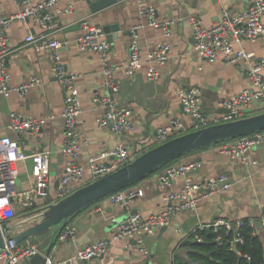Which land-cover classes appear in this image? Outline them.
Here are the masks:
<instances>
[{"label":"crops","instance_id":"0c3cea01","mask_svg":"<svg viewBox=\"0 0 264 264\" xmlns=\"http://www.w3.org/2000/svg\"><path fill=\"white\" fill-rule=\"evenodd\" d=\"M251 1L253 0H149L156 9L158 19L175 20V23L169 26L168 33H165L162 27L147 24L146 18L138 12L137 0H116L95 11L90 9L88 0H59L60 10L55 12L50 27L42 28L31 21L19 20L7 27V43L13 47L6 61L10 85L19 84L31 75H36L40 80L24 94L16 90H11L7 96L0 94V137L7 135L17 138V134L9 127V113L12 110L47 118L38 131L22 134L19 138L20 147L27 154L46 149L50 152V186L46 195L37 196L35 206L53 200L56 182L65 165L72 159L60 151L64 136L61 115L64 99L61 85L53 76L51 53L48 50L36 49L33 43L25 40L27 34L46 33L63 41L59 47L61 59L64 65L76 74L75 83L81 112L77 124L80 151L75 161L84 163L88 153L111 149L118 142L127 145L131 161L159 143L156 140L158 129L169 124L172 119H180L184 126L183 129L176 130L173 136L191 131V117L184 112L179 102L178 87H197L204 113L213 116L224 112L223 107L218 104L219 99L252 86L247 70L253 60L264 56V34L255 40L245 39L241 42L246 50L254 52L253 60L241 59L232 63L219 57L214 62L206 63L201 62L193 48L192 27L188 20L190 16H198L203 25L209 26L220 19L222 5L238 10L246 7ZM69 2L73 5L72 10L64 11L63 7ZM19 7L17 0H0V11L4 15ZM83 17H88L91 23L102 27L113 24L119 26L114 32L115 37L110 41L109 60L121 65L128 58L132 29L139 25L138 41L143 59L141 67L135 72L119 67L115 72V79L120 85L116 93L119 106L131 112L134 122L133 129L119 135L114 134L107 120L103 124L97 121L102 113V106L94 101L93 97L107 94V88L101 75L100 56L89 48H79L75 43L76 36L83 32L80 24ZM159 43L169 44L168 57L163 63L148 58V54ZM152 68L158 74L155 79L150 80L146 73ZM242 111L243 117L264 111V96L253 100L251 105ZM256 131H260L263 138L254 143L249 151L250 158L256 161L254 163H242L221 151L224 143L232 138L187 151L161 164L160 168L157 167L143 178L128 184L135 189H143L142 195L131 199L130 210L120 203H114L110 193L76 211L57 224L55 230L48 228L38 233V240L28 242L36 243L42 253L66 258L81 244L108 238L117 223L128 213L139 212L146 216L164 207L165 188H160L157 183L160 170L168 164L190 163L199 157L200 169L189 168L187 171H194L188 175L194 180H201L206 176L224 172L230 181L226 190L198 191L199 199L195 208L176 211L164 229L159 226L154 233L143 237L145 252L138 248L132 237L113 238L108 250L101 254V257H93L87 263L174 264L175 256L185 254L188 250L187 240L197 227L210 226L208 224L217 218L243 219L261 214L264 205V128ZM34 165L35 160L32 157L15 162L17 188H28L33 182ZM84 174L85 178L90 177L87 168ZM183 180L184 175H177L168 189H179ZM22 214L23 211H19L18 217L13 220L15 222H11V226L16 230L41 217L24 222L22 218L19 219ZM66 223L75 227L76 235L73 239L60 240L57 238L59 229ZM262 234L264 239V233ZM20 264L25 263L22 261Z\"/></svg>","mask_w":264,"mask_h":264},{"label":"built area","instance_id":"2783aa9c","mask_svg":"<svg viewBox=\"0 0 264 264\" xmlns=\"http://www.w3.org/2000/svg\"><path fill=\"white\" fill-rule=\"evenodd\" d=\"M59 0H17L20 7L17 10L4 15L0 11V94L7 96L11 90L24 94L27 90L39 82V77L31 75L27 80L10 85V75L7 70V57L13 47L7 43L6 29L14 21H31L42 28L52 25L56 11H59ZM138 12L146 18L147 24L155 27H162L165 33L174 19H158L156 9L149 0H137ZM72 3L63 7L64 11H71ZM192 27L193 48L198 54L201 62H214L219 57L232 63L241 59H254V52L248 51L241 45L243 40H255L264 34V0H253L246 7L232 10L222 5L221 17L215 23L203 25L198 16L188 18ZM83 32L75 38L76 45L81 48H89L100 56L102 62L101 75L103 83L107 88V94L93 97V100L100 103L102 113L97 118L99 123L111 121V128L114 134L119 135L134 128L131 112L119 106L116 93L119 90V83L115 79V72L119 67H124L129 72L137 71L142 63V53L139 45L138 27L132 29L131 40L128 45V58L124 64L113 63L109 60L110 42L102 26L90 22L88 17L80 20ZM26 41L33 43L36 49L48 50L52 56L53 76L61 85L64 99L62 111L63 119V140L60 151L69 156V161L64 168L62 175L55 188V195L52 201L35 206L37 196H44L48 193L49 180V150H37L30 154L25 153L19 144L22 134H32L38 131L45 123L46 117H37L32 114H25L17 110L9 113V127L16 134L17 138L7 135L0 137V222H11L18 217V212L23 211L22 220H30L40 217L45 206L49 203L59 201L71 194L75 189L92 182L130 161V154L127 145L118 142L111 149H103L96 153H88L84 163H77L80 151V134L77 131V124L81 112V103L76 87V74L69 70L63 63L59 47L63 41L51 37L46 33H29ZM168 43H159L157 47L148 54V58L163 63L168 57ZM147 78L152 80L157 76L155 69L147 71ZM251 80V87L245 88L232 96L219 99L218 104L225 109L224 112L213 116L204 113L198 97V88L194 86H180L177 89V96L184 112L191 117V130L199 129L214 123L234 120L243 117V108L251 105L253 100L264 96V56L253 60L247 70ZM183 123L174 118L169 124L158 129L156 140L161 143L175 134L176 130L183 129ZM254 137V138H253ZM263 138L260 131L240 135L227 140L221 147L231 159L239 160L242 163H254L255 160L249 156L251 147ZM32 157L35 165L32 170L33 182L28 188L19 189L16 187L17 170L15 162ZM199 163L190 162L179 165H166L157 174V183L160 188H165L163 199L164 207L157 211L143 216L139 212H130L121 219L108 238L96 239L78 246L75 251L66 258H57L52 254L44 255L43 264H84V261L105 253L113 238L135 239L139 249L145 252L143 237L154 233L157 227L168 225L172 216L180 209L196 207L199 195L198 191L209 188L226 190L230 186L229 177L226 173L220 172L217 175L206 176L201 180H194L186 174L189 168L197 167ZM85 168L90 171V177L85 178ZM184 175V180L179 189H168L172 179L177 175ZM207 191V192H211ZM143 189L126 187L111 193V200L120 203L130 210L131 199L142 195ZM31 209H34L33 211ZM243 219L217 218L208 225L213 227L223 226L227 230L237 231ZM247 221L252 226H257L264 233V214L249 216ZM207 226V225H204ZM202 227V226H201ZM76 229L70 224H64L58 232V239H73ZM197 240L201 237L194 233ZM217 239H220L218 237ZM239 238H236L237 240ZM234 240V241H235ZM232 244L233 245V242ZM37 251H40L36 243L21 244L9 239L3 246H0V261L2 264H20L26 261Z\"/></svg>","mask_w":264,"mask_h":264},{"label":"water","instance_id":"95a60500","mask_svg":"<svg viewBox=\"0 0 264 264\" xmlns=\"http://www.w3.org/2000/svg\"><path fill=\"white\" fill-rule=\"evenodd\" d=\"M92 11L98 10L116 0H88ZM103 29L107 39L112 41L115 31L119 29L117 24L104 25ZM225 111V109L223 108ZM109 124L111 121L108 120ZM264 128V111L250 116L240 117L234 120L214 123L199 129L183 132L173 136L166 141L158 143L150 149L144 151L133 160L122 165L118 169L92 181L77 189L63 199L49 203L44 211L40 213V219L32 224L16 230L6 221L0 222V246H3L9 239L20 242L28 236L42 232L53 225L60 224L62 221L73 215L82 207L90 204L94 200L108 195L120 188L127 186L145 175L153 172L161 164L180 156L181 154L217 143L219 141L248 134ZM254 138V137H253ZM194 162L199 163L195 170L200 169L201 161L199 157L194 158ZM191 169L187 174L193 172ZM58 185V181L56 182ZM200 190L211 191L209 188ZM260 226V223H256ZM166 226L162 225L161 229ZM82 245V244H81ZM44 255L41 251L34 253L25 264H43ZM101 257L102 255H98ZM96 257V256H93ZM84 261L87 264L90 259Z\"/></svg>","mask_w":264,"mask_h":264},{"label":"trees","instance_id":"16d2710c","mask_svg":"<svg viewBox=\"0 0 264 264\" xmlns=\"http://www.w3.org/2000/svg\"><path fill=\"white\" fill-rule=\"evenodd\" d=\"M262 213L264 214V205ZM194 233L201 240H197ZM190 235L187 240L188 250L185 254L176 255L174 264H264L262 230L250 225L246 217L237 231L210 225L197 227ZM236 238L239 239L235 240Z\"/></svg>","mask_w":264,"mask_h":264},{"label":"rangeland","instance_id":"374dc122","mask_svg":"<svg viewBox=\"0 0 264 264\" xmlns=\"http://www.w3.org/2000/svg\"><path fill=\"white\" fill-rule=\"evenodd\" d=\"M58 227V225H53L51 226L50 228H53L54 230ZM49 228V229H50ZM38 233L37 234H34V235H31V236H28L26 237L25 239H23L22 241H20L21 244H25V243H29L28 241H35V240H38L39 238L37 237ZM27 262V261H26Z\"/></svg>","mask_w":264,"mask_h":264},{"label":"bare ground","instance_id":"6f19581e","mask_svg":"<svg viewBox=\"0 0 264 264\" xmlns=\"http://www.w3.org/2000/svg\"><path fill=\"white\" fill-rule=\"evenodd\" d=\"M13 222H15V221H13ZM60 230V229H59Z\"/></svg>","mask_w":264,"mask_h":264}]
</instances>
